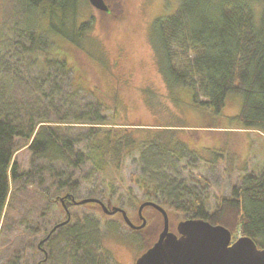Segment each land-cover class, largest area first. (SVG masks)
<instances>
[{
    "label": "trees",
    "instance_id": "obj_1",
    "mask_svg": "<svg viewBox=\"0 0 264 264\" xmlns=\"http://www.w3.org/2000/svg\"><path fill=\"white\" fill-rule=\"evenodd\" d=\"M86 3L19 0L24 24L19 30L14 20L0 42V230L10 206V185L41 187L47 182V209L54 204L65 215L61 222L67 216L69 221L50 233L61 222L48 230L47 213L40 214L25 223L28 237L41 232L44 239L50 233L40 247L57 238L52 246L58 243L71 264H113L103 246V232L117 230L102 227L94 215L98 205L76 206L70 199L103 203L100 188L106 169L118 168L134 154L140 169L135 185L144 198L164 202L176 212L189 210L193 220L228 230L231 242L238 233L264 249V170L244 174L208 213L196 189L164 175L168 167L178 173L182 156L176 143L159 137L137 139L135 132L115 128V108L109 112L98 89L88 84L67 52L69 48L106 65L97 43L88 39L93 18L78 22ZM150 43L169 92L190 89L193 103L214 115H220L228 97L235 95L240 107L229 128L264 136V0H180L173 13L153 21ZM18 139L27 142L31 155L26 172L13 161ZM84 184L92 185L91 193L97 196L77 197Z\"/></svg>",
    "mask_w": 264,
    "mask_h": 264
},
{
    "label": "rangeland",
    "instance_id": "obj_2",
    "mask_svg": "<svg viewBox=\"0 0 264 264\" xmlns=\"http://www.w3.org/2000/svg\"><path fill=\"white\" fill-rule=\"evenodd\" d=\"M179 1L120 0L121 16L111 5L112 0H106L112 6L111 16L86 3V7L79 11L78 22L93 18L88 39L97 43L106 65L103 67L69 48L67 52L80 67L88 84L98 89L109 112L115 108L112 120L117 125L115 128L135 132L137 139L150 141L159 137L162 142L171 140L176 143L182 156L178 173L168 167L164 175L182 181L186 189H196L205 210L212 213L215 200L228 196L244 174H259L264 170V136L236 126L229 128L230 118L237 115L240 107L235 95L228 97L220 115H214L208 107L193 103L190 89L181 87L172 93L166 88L150 43V28L156 18L173 13ZM18 3L19 0H0V42L7 38L8 28L14 20H17L19 30L24 24L19 18ZM59 40V45L63 46L65 42ZM199 101L206 100L199 97ZM27 146L23 139L16 140L13 161L21 172L30 169L31 155ZM133 155L121 161L118 168L106 169L100 188L104 190L103 203L109 202V207L122 209L129 221L138 226L141 223L137 216L138 207L144 202H153L166 211L169 231L175 234L179 222L192 219L190 211L176 212L164 202L144 198V192L135 185L140 169ZM34 163L36 165L38 161ZM84 185L77 195L79 198L92 194L94 189L92 185ZM24 186L23 183L10 185V206L0 230V264L40 263L44 256L37 252L36 245L43 234L40 232L29 238L26 231L29 226L25 223L31 224L30 221L40 218V214L47 213L49 230L65 216L54 204L47 209L44 198V191L49 186L47 182L41 187ZM48 196L53 198L54 195ZM94 215L102 227L117 230L103 232V246L113 264H135L136 259L155 243L163 226L161 215L151 207L142 211L146 221L142 230L129 229L120 214L107 216L98 207ZM234 237L238 238L239 234ZM56 241L54 238L43 247L47 258L44 264H71L58 243L52 246Z\"/></svg>",
    "mask_w": 264,
    "mask_h": 264
},
{
    "label": "water",
    "instance_id": "obj_3",
    "mask_svg": "<svg viewBox=\"0 0 264 264\" xmlns=\"http://www.w3.org/2000/svg\"><path fill=\"white\" fill-rule=\"evenodd\" d=\"M87 1L95 10L107 12L104 0ZM70 200L71 204L76 206L96 204L107 216L120 214L125 225L131 230H142L146 226L142 216L146 207L159 212L163 220L162 230L155 243L136 259L135 264H264V249H258L253 241L239 237L231 242V233L228 230L212 226L203 220L181 221L176 226L175 234L170 233L166 211L153 202H144L138 207L137 216L141 223L134 226L120 208L106 207L94 198ZM60 201L62 202V199ZM65 211L68 215L67 209ZM68 221L69 216L55 225L50 233ZM49 235L39 242V247L46 242Z\"/></svg>",
    "mask_w": 264,
    "mask_h": 264
},
{
    "label": "flooded vegetation",
    "instance_id": "obj_4",
    "mask_svg": "<svg viewBox=\"0 0 264 264\" xmlns=\"http://www.w3.org/2000/svg\"><path fill=\"white\" fill-rule=\"evenodd\" d=\"M104 3H105V5H106V7H107V12H102L104 15H106V16H111L112 15V6L116 9V11L119 13H117L118 14V16H121L122 15V2H120V0H112V2H111V5H108L107 4V2H106V0H104ZM117 16V17H118ZM43 239H41L40 241H42ZM39 241V242H40ZM46 241H48V240H46ZM39 242L37 243V245H36V250L39 252V253H42L43 254V256H44V258H43V260H41L40 261V263L42 264L44 261H45V259H46V252L44 251V249L43 248H41V247H39L38 246V244H39ZM45 243H47V242H45ZM40 263H38V264H40Z\"/></svg>",
    "mask_w": 264,
    "mask_h": 264
}]
</instances>
